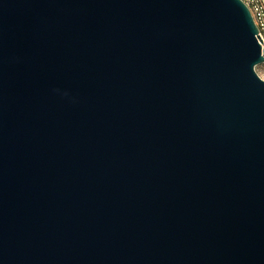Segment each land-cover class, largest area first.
<instances>
[{"label": "water", "instance_id": "1", "mask_svg": "<svg viewBox=\"0 0 264 264\" xmlns=\"http://www.w3.org/2000/svg\"><path fill=\"white\" fill-rule=\"evenodd\" d=\"M242 0H0V264H264V47Z\"/></svg>", "mask_w": 264, "mask_h": 264}, {"label": "built area", "instance_id": "2", "mask_svg": "<svg viewBox=\"0 0 264 264\" xmlns=\"http://www.w3.org/2000/svg\"><path fill=\"white\" fill-rule=\"evenodd\" d=\"M250 9L255 24L259 29V35L264 44V4L262 0H242ZM264 47V45H263Z\"/></svg>", "mask_w": 264, "mask_h": 264}, {"label": "rangeland", "instance_id": "3", "mask_svg": "<svg viewBox=\"0 0 264 264\" xmlns=\"http://www.w3.org/2000/svg\"><path fill=\"white\" fill-rule=\"evenodd\" d=\"M262 2L264 4V0H262ZM256 72L258 76L264 81V63L256 68Z\"/></svg>", "mask_w": 264, "mask_h": 264}]
</instances>
